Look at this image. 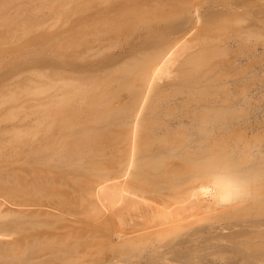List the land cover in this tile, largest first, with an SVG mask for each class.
<instances>
[{"label": "rangeland", "instance_id": "1", "mask_svg": "<svg viewBox=\"0 0 264 264\" xmlns=\"http://www.w3.org/2000/svg\"><path fill=\"white\" fill-rule=\"evenodd\" d=\"M0 1H2V3H9L8 0L7 1L0 0ZM18 1L19 0H17V3ZM21 1L24 3L20 2V4L22 3L21 5L17 3L15 4L24 7L23 11L24 9L26 10V8L28 11L26 10L27 11L26 13L24 11L25 15L23 20L18 19L19 18L18 16H14V17H17L15 19L16 21L19 20L21 22L22 20V23H25L26 21V23L22 28L24 31L21 29L22 33L19 32L20 30L19 28H21L20 26H22V24H20L19 21H17L18 25L17 23L15 25L14 24L12 25L13 23L12 22L11 25L13 27L10 24L7 25L5 24L7 23V21L8 23H10L9 20L11 18L12 21H14L13 14L14 13L17 14L16 11L12 14L14 10L10 11L11 14L9 16L11 18L8 19L9 18L8 17L7 21H5L4 18L3 21L4 22L3 25L9 27V29L8 28L3 29V27L0 28L1 40L3 39L8 40V38H12L9 37L13 35L9 33L11 31L10 27L13 30V28H15L14 26L16 25L19 28L17 29L16 26L15 29H17V31L15 29L14 30L16 32L21 33L20 38L23 37L22 36L23 34L25 36L23 37V40L22 39L20 40V38H18L20 35H18V33L15 32L16 35H18L16 36L14 33L17 39L20 40L19 42H21L20 48H22L23 43H24V48L20 49L18 47L19 46V43L17 44L18 40H16L14 36L13 38L16 41L12 39L13 40L12 42L15 41L18 48L14 49L15 44L11 43V45H13L14 48L10 45L11 48L7 47L6 49L8 51L9 48V51H11V49L13 48L14 49V50L12 49L13 52L18 49L22 50V52L15 51L18 56L21 55L20 57L24 55L22 57L23 59L22 63L20 62L15 64L14 61L16 62L21 61V58L18 60L15 59L18 58L16 57L17 56L16 54L14 55L15 58L14 56H12L7 59L8 56L14 54L15 52L12 54L8 52V54L10 55L6 57L7 61L4 59L5 54H7L5 53L6 52L5 50H4L5 53L4 57L3 58L0 57L2 58L0 63L8 67L7 68L5 66V68L8 69L7 71L5 68H3L4 66L2 65L1 69L3 70L5 69L4 70L5 72L0 69V72H4L5 74H7V76L5 74L4 75L8 79V81L6 80V82H8L7 84H5L6 82L4 81V78L0 79L1 82L3 81L5 82V83L4 82L0 83V85L2 84L3 87L4 84L6 87L4 88L5 90H3L2 87H0L1 90L3 91L0 94V105L2 104L1 106H3L5 104L4 102L9 100L10 97L12 99V102L10 103L16 102L15 101L16 98L17 100L21 99V102L18 101L17 105L15 103H14L15 105H11L10 103H7L8 105L10 104L11 106L9 105L10 107H8L7 105V107H3V108L0 106V109L1 108L3 109V111L0 110V118H1L0 122H2V124H0L1 125L0 127L3 128V131H1L2 129H0V132L5 133L7 127L8 126L10 127V129L8 127L9 130H7L8 132H6V135L3 133H2L3 135L1 134L0 139L3 138V136L4 138L2 139V141L5 140V137L6 140L7 138H10L8 139V141L5 140L4 142L8 143L9 141H11L12 143H14L16 141L15 143H17V145L19 146V147L17 146L19 148L18 149L19 151L16 150V152L19 153L15 154L8 152L5 157L0 159V170H2L3 173H14L15 175H19V177L20 175L23 176L24 174H26V176L30 177L32 180H36V181L39 180L40 184L43 179H45V181L48 179L46 184L50 182V184H48L50 186L47 187L44 185V187L47 189L49 187H50L49 189L53 187L52 189L58 190L59 185H61L60 182L62 183V180L64 181V177L61 174L63 175L66 174V177L71 178V175L73 173L77 175L82 173L81 176L84 177L85 175L86 177L88 174L83 175V173L87 172L89 173V175H91L90 174L92 172L91 170L94 171L96 169L98 171L99 169L97 168H100V170L105 168L107 165L106 163L109 162L110 160L111 161L114 160L113 162H115L116 160L113 158L110 159L109 158L110 156L104 157L106 156V154L103 151L105 150V147L108 145L111 144L113 145L117 141H119L118 143H120V140L124 136V131H125L124 122L128 114V112L125 109L124 110L127 113L124 112L123 109H122L123 111L119 110L121 112L120 113L118 109H116L115 111V108H112L115 98L119 97L121 92H124L125 89L129 88L128 90H130V86L132 84H133L132 89L134 90L135 80L133 81V76L135 75H133L134 74L133 70H135V66L137 67L139 64L140 67L141 65L143 66V64L141 63L142 61L145 64V59L147 57H145L146 54H144V51L150 49L151 47L152 49L146 51L145 53H148L150 51V53L152 54L154 51H157V48L158 49L164 48V45L166 46V44H169V41H171L175 37L180 35H187L192 37H200L204 39V45H202L203 47L200 48L201 50L199 52L197 51L198 52L197 57L195 59L191 58L192 59V61H190L191 63L189 64L187 63L188 65L185 63L184 65H187L186 67L182 65L184 67L183 69H185L182 79L180 78L175 82L160 86L159 87L160 89H158V91H156V93L152 97V100L148 106V109L143 119V130L141 133V140H140L141 154L143 158L141 157L142 165L138 171L139 173L141 172L140 173L141 176L139 177L142 178H140V180L143 179L146 182V185L148 186H146L144 184L145 182L142 180L140 181V183L144 190H145V186L148 187L150 191L153 190L156 186L155 190L163 191L164 189L161 190L162 188V186L160 185L161 183L163 186H165L167 183L173 184V182L171 183L169 182L171 178H173L171 179L172 181L174 180V178L175 181L178 178L180 180L185 181L189 178V177L186 178L187 176L194 174L192 171L196 172L198 169H200V167H202L201 165L203 162L207 163L206 159L209 155L211 154L213 155V153L219 155L220 152L219 151L217 152L216 150L219 149L221 152L224 153L228 152L229 150L228 154H230V149L231 150L233 149L232 151L234 152L233 153L231 152L232 155L229 156L227 154L229 156L228 157L225 156V154L223 156L220 154V159L225 158L226 160L227 158L228 159L230 158V160L234 161V164H236V162L237 163L243 162L244 166L245 164L251 162L255 158L257 164H260L263 161L262 163L263 167L261 166L262 168L261 167L259 168L261 169V172L263 169L262 172L263 175L260 172V170L257 168L256 163L254 164L256 165L257 168V169L255 168L256 169L255 171L259 170V172L261 173V177L263 176L261 178V180L263 179V181H260L262 182L263 185H261L260 183V187L263 186L261 190L264 191V0H201V2L199 0L198 6H200V9L199 7L198 9L199 12H201V14L199 13V16L201 15L200 18L201 21L198 25H193L188 20L190 15L187 16V14H189L188 12L191 11L190 9H192L191 6L193 0H42V1L40 0L41 3H43V1L44 3L41 5L40 2L38 1V6H35L36 3L34 2H36L37 0L36 1L34 0V2H32L34 7L30 1H29L30 3L29 2L25 3L28 0L25 1L21 0ZM10 2L12 1L10 0ZM14 2L15 1L13 0V3ZM9 4L10 6L12 5L11 3ZM23 4H31L32 7L28 5L29 8L28 6L25 8L26 5ZM4 5L5 4H2L1 6L0 4L2 8ZM7 5L8 4H6V6ZM6 6H4V8L7 10V7L9 6L7 7ZM13 6L14 4L12 5V7ZM35 7L37 8V10L34 9ZM11 9L9 8V10ZM18 9L22 11L21 7H19ZM33 9L36 11V12L34 11L35 13L32 12ZM19 10L17 11L18 13ZM6 12L7 11L5 12L2 11L1 16L3 15L5 16ZM10 12L8 11V13ZM21 13H19L21 14L20 18H23L22 16L23 12ZM6 29H8L7 31L9 32L5 31ZM1 31L4 32L2 33ZM7 33H9L8 34L9 36H7ZM4 35L6 36L5 38ZM5 40H3V43L6 44L7 40L6 41ZM3 45L4 44H2V46ZM159 46L161 48H159ZM3 47L6 48V46ZM2 52L3 50L0 51V53ZM141 55L144 56L142 57ZM0 56H3V53ZM12 58H14L15 60L14 59L12 60ZM3 59L5 61H3ZM10 61H13V63L11 62L12 66L10 64ZM15 67L19 68L17 69L16 73L13 71L14 69H16ZM18 70H23V72L22 71L18 72ZM6 71L8 73H6ZM24 71L28 73L25 74ZM21 72L25 74V75L23 74V77L22 76L19 77L21 75ZM1 74L0 77L2 76ZM4 75L3 77H5ZM15 76H17L18 78ZM136 77L134 79H136ZM14 78L18 81H16ZM19 82L21 83V85H23L22 82L29 83L28 84L29 87H25L26 85L23 86L27 88L26 90L20 85L26 93L22 89L20 91V88L17 89L19 92H21V94L18 92L20 94L19 95L20 97L22 96V94L24 95L23 98H19V96H17V93L15 92L16 90L15 88L18 86V84L16 83ZM66 83H69L70 85ZM14 84H16V87L13 86ZM66 85H68V88ZM136 85L137 84H135V86ZM65 86L67 90L65 89ZM60 87L61 88L64 87L63 90ZM7 88L8 90H12L13 88L15 90L13 89L14 92L12 93H10L11 91L9 92L7 90L9 95L8 94L2 95V93L7 92L6 91ZM54 88L56 89L54 90ZM68 90H70L71 92ZM133 90H131V92ZM56 91L57 93L58 91L61 93L57 94ZM127 91H125L124 93H127ZM22 92H24L25 94ZM62 92H64L66 96L64 93H63L64 95H61ZM131 92L129 91L128 93ZM51 93L53 96L51 95ZM73 93L76 95H74ZM11 94L13 95L14 98L15 96H17L14 101ZM54 94L58 95V97L61 98H58ZM4 95H8L7 96L8 99H6ZM47 96L49 98L52 96L53 98L51 97L50 100L49 98H47ZM54 96L56 98H54ZM63 96L64 97L68 96V97L65 99L63 98ZM4 98L6 99L5 101ZM59 99L60 101H63L62 108H60L61 104L58 105ZM2 101L4 104L2 103ZM25 101L28 102L25 103ZM69 102H71V104H69ZM56 103L58 106L56 105ZM66 105H71V106L69 107ZM22 106H24V109L20 110ZM64 106L67 107L66 110L64 109L66 108ZM59 109L61 111L63 109L62 114ZM64 110L66 112L69 110V113L66 114ZM5 111L8 113V115L10 114H11L10 116L13 115L12 117L14 118L9 119V116L8 115L6 116V114L3 113ZM19 112L21 113L23 112V113L21 114ZM18 115H20L19 118ZM4 116H6V118H4ZM20 118L24 119V120L22 119L21 123H19ZM12 119L16 121H12ZM192 119H194L193 120L194 123L192 122ZM7 122H11V123L7 124ZM179 124L183 129L186 127L187 128V129L185 128L186 131L185 129L182 130ZM177 125H179L178 127H180L181 131L179 130V128L178 129L176 128ZM259 125L262 128V130H260L261 128L259 127ZM11 126H13L14 129L13 127L11 128ZM16 126L19 128L21 126V129L22 128L23 129L22 130L20 129L19 131L16 129ZM170 127L171 128L174 127L175 130L174 129L170 130L171 129ZM194 128L196 130H198L199 128L202 129H199L200 131L197 133V131ZM232 128L235 130H233ZM243 128L244 129L246 128L247 130L251 129L250 131H252V133L248 132L249 130L247 131L245 129L248 133L244 131L246 134L244 135L245 136L244 137L240 133L243 132L242 131ZM166 131H168L169 133L171 131V133L168 134V132ZM174 131H177L174 133L177 135L173 134ZM188 131L190 132L188 133ZM257 131L259 134H254ZM179 132L181 135L179 134ZM218 132H224V136L226 138L223 135H221V133L219 134ZM225 132L226 133L228 132L229 135L226 134ZM166 133L168 135H166ZM202 133H204V136H202ZM230 133L234 135L233 136L231 134L233 138L231 137ZM161 134L164 136H161ZM207 134L210 136L206 137ZM217 134L218 136L221 135L222 137L217 138L218 137ZM235 134L237 135V138ZM212 137L215 138L211 139ZM228 138L232 140L230 141ZM163 139L168 141H170L171 139V141L169 142V144L163 143L160 141ZM179 139L181 140L179 141ZM186 139L189 140L186 141ZM209 139H211L212 141ZM200 140H202L203 143L206 144L203 145ZM227 140L229 141V143L226 142ZM19 141L22 142L21 148L19 145L20 143H18ZM213 141H218L219 143L217 142L213 143ZM37 142H39V145ZM178 142L179 144H177ZM187 142L189 143L193 142V144L191 143L189 144ZM222 142L226 143V144L224 143L226 147L223 146ZM233 142L234 143L236 142L235 143L236 145L238 144V146L235 147L238 150V152L239 149L241 150L243 148L240 145L246 146L247 148H248L247 146L248 144H250L249 147L251 148H253V146L256 145L257 147L263 145V148L261 147L259 151L257 150L260 153L263 152L260 158L262 159V161L261 162L258 161L259 163L257 162V160L260 157L258 153L250 154L252 152H257L255 150L258 149L259 147L254 150L252 149V152L250 153H248L250 148L248 149V151L245 148L247 152L244 151L243 148L242 153L240 152L239 155L237 153V150L234 148L235 144ZM171 143L174 144L171 145ZM185 143H187V145L188 144L192 145L191 147L192 149L188 148L187 145H185ZM200 143L202 144L201 148H200L201 145ZM207 143H210L211 145L208 144V146H206ZM184 145L186 146L187 151L185 150ZM115 146L113 145V147ZM183 147L185 151L182 150ZM212 147H214V149ZM224 147L228 149L223 150L222 148ZM237 147L240 148L238 149ZM45 148L49 150H46L45 152ZM172 148L175 151L179 148L176 151L178 153H176ZM196 148L198 149L197 150L198 152L196 153L199 152L203 153L204 149L207 150L204 151L203 154L201 153L196 154L195 152H193L194 149L196 150ZM210 148H212V150L215 151L211 152ZM190 149L192 150V154L194 153V155L195 154L197 155V158L195 157L196 155L195 156L192 155L194 158L190 156L191 154ZM13 150L15 152L14 148ZM172 150L174 151V153L171 152ZM208 150L210 151L211 154L208 153ZM48 151L49 153H47ZM205 152L207 155L205 154ZM101 153L104 154L103 157L105 160L107 158H109L110 160L108 159V161L107 160L103 161L104 159H102L103 157ZM179 153L181 154V156L178 155ZM185 154L189 156L185 157L184 156ZM48 155L53 157V159L50 157H49L50 159L47 158ZM254 155H256V157ZM257 155H259V157H257ZM67 156L69 158L65 159ZM199 156H201L202 158L206 156V159H204L203 161L201 157L198 158ZM211 157L216 158L214 156ZM41 158L42 159L44 158V160H42ZM194 159L196 161L199 160L200 161L196 162ZM201 160L203 162H201ZM244 160L249 162L246 163V161ZM232 161L230 163H232ZM104 162L105 165H103ZM92 163L94 165H92ZM116 163L117 162H115L113 166H115ZM239 163L237 164V166H239ZM242 164L240 166H242ZM250 164H252V162ZM81 166H84L85 170ZM107 166L111 168L112 164H108ZM80 167L83 170L79 169ZM32 173L34 174L33 175L34 177L40 174L41 177L39 175L38 177L43 179H40L38 177L37 178L35 177L33 179L31 176ZM41 173L43 175L45 174L47 176V179L45 178L46 176L45 175L43 176ZM142 173L149 175V177L152 179V183H151V179L148 176L144 178L145 175H143ZM257 173H255L256 176L257 175L259 176V174ZM50 174L51 176L53 174H56L57 178L55 177V175H53L54 178L52 177L53 180L55 179L53 181L54 183H51L52 181H49V179H52L50 178ZM57 174L61 175L63 178L61 176L58 177ZM67 174H69L70 176ZM75 174H73V176ZM92 174L95 173L92 172ZM81 176L79 175L77 178L79 177L81 178ZM74 177H72L74 181H72L73 179H71L70 181L74 182V184L78 183V185L75 184L73 187L72 182H70L69 186H72L75 189L77 186H79V184L82 185L86 184L87 186L89 184L88 187H90L91 181L88 179L91 178L86 179L88 176L83 179L80 178L77 179L76 177L75 178ZM59 178L61 180H58ZM147 178L149 179V181ZM259 179L260 178L258 177V180ZM80 180L81 181L83 180L85 184L83 182H79ZM164 180L165 181L167 180L166 181L167 183H165ZM256 180L255 182H257ZM178 181L176 182L178 183ZM163 182L165 184H163ZM179 182L181 183V181ZM55 183L58 184L57 188H54L55 187L54 185H56ZM153 183L155 184L154 186L149 185ZM82 185L79 187L82 189L83 188L86 189L87 186L85 185L82 187ZM256 185L257 184L255 183L252 186L255 190H259L256 189ZM10 186L11 184L9 182V175L1 177L0 190L4 188H8ZM39 186L41 187V185ZM167 186L169 185L167 184ZM257 186H259V183ZM25 187L23 188V184H22V186L18 188L19 190L16 191L17 193H19V195L16 192L15 194H17V196H20V198H23L21 196L23 192L25 198H23L22 200H28V199L31 200L30 198H33L32 200L38 201L40 197H36V199H34L35 196L32 197V193H30L31 195L29 194L28 191L29 188L26 187L27 189H25ZM44 187L40 189L45 190ZM61 187L62 189H64V193H65V189L67 191V189L70 188V187L63 188L65 187L64 184ZM61 187L59 188V190H61ZM226 187L227 189L230 190H234V188L236 190L235 186H226ZM73 188L70 189H72L73 192L77 193L78 187L75 190ZM23 189L26 192L23 191ZM207 189H213V188L209 187ZM215 189L219 190L220 188L217 186L215 187ZM44 190L43 192L46 191ZM57 190H52V191L48 190L49 192L46 191L45 193L42 194V196L47 199L48 196L55 197V195H58V193L59 195L60 194L62 195V191L58 192ZM78 190L81 191V189ZM55 191H57V193ZM72 191L70 190L69 194L72 195L73 193ZM146 191H148V189ZM263 191H261V193L258 191V193L260 194L263 193L262 196L264 197ZM79 193L75 194L76 197L72 195L74 196L73 198L78 199L77 195H79ZM69 194H68V198H70ZM59 195H58L59 199L60 197L64 198V194L62 196L60 195V197ZM42 198H40L41 201H44ZM46 199L45 201H47ZM62 199H60L59 201H61ZM74 199L72 198L69 199L71 200L69 202L70 205L73 204V202H76ZM262 199L263 200L258 201V204H260L261 203L260 201H262L263 203V204L261 203L263 205L262 207L261 205L260 207L256 206L255 204H253L256 201H252L253 203H248L249 205L247 204L245 206L246 212L244 209L243 211L242 209H240V211H235L234 213H230L228 216L225 215L226 218L223 216L225 219L222 217L223 219L219 220V221L223 220L222 222L219 221H218L219 223L216 222L217 224L220 225L217 226L216 224L215 230H211V232L207 230L208 232H206L204 231L205 230L204 229L202 234H201L202 231L201 232L199 231L198 233H196V235H194L197 238H195L194 236L193 237L199 240L200 243L199 241L194 240L192 241L191 244L192 247H189L191 245H188V247L192 250V248L194 247L196 248V246L199 244L196 250L198 251V249L200 248L199 250L201 251V249L204 250L208 246V243H206L204 239L208 238L207 242H209V240L213 238L215 239L214 244L216 245L220 241V238H222L221 242L218 243L219 245L217 244L216 246H213L214 244L211 243L212 245L209 246L211 248L213 246L214 248L211 249L208 246L209 250L207 252H212L213 250V253L214 252H217V254L227 253L228 255L227 254L225 255L230 256V254L233 255L232 253L238 252L242 248L240 247L241 246L240 242L241 243L244 242L245 237L246 240L248 239L250 240L251 238L255 239L258 236V234L262 236L263 233L262 236L263 242L260 240L261 244L263 243V246L259 248L260 250L262 249L263 251V264H264V198ZM252 204L254 205V207H252L253 206ZM74 205H76V203L73 204V206ZM247 206H250V208ZM258 208L259 210L261 209L262 211L260 210L261 212L260 211L256 212ZM74 209L75 206L73 210ZM252 209L253 210L255 209L254 212ZM253 213L255 214L253 215ZM257 214L259 217L257 216ZM252 215L254 217H252ZM246 217L247 218L249 217L248 221ZM253 219L255 220L252 221ZM259 219L260 220L262 219L263 221L262 220L260 221ZM240 221L242 223H240ZM258 221L263 226L259 225L260 223ZM224 223L225 226L227 225L226 226L227 228L223 226ZM252 224L254 225V227H256V229L259 226H262L263 230H261L262 227L258 229L261 230V232L262 231L263 232L261 233L259 230H257L260 232L258 233L256 229L253 228ZM38 226H40L39 229L37 228V226H35V228L37 229L34 228L32 229L28 226L26 229L28 230L30 228L32 230L29 229L27 233L30 234L31 231L32 234H34L35 232L36 233L39 232V234L37 235L41 236V235H45V233H47L46 231L49 230L48 233H50L53 230V229L51 230L52 228L51 224L48 225V223H46L45 226L43 225V227L45 228L43 227L41 228V225ZM56 226L58 227V225ZM218 227H220L219 231L216 232V229H218ZM221 227L225 229L221 230ZM245 227L246 228L251 227V231L254 230L256 231V233L255 232L253 233L252 231L253 233L252 234L249 229L248 232L250 231L249 232L250 235L248 237L247 235L248 232L246 231L247 229H245ZM97 228L100 229L101 231V228L99 227ZM241 228L243 229V231ZM89 229L94 230L95 228H88L87 231ZM78 231L79 230L77 229L75 233ZM214 231L215 233L211 234ZM92 232L90 230L89 233L92 234ZM85 233H84L86 237L85 243L87 241L89 242L86 243L87 245L85 244L83 246H86L87 248H90L89 246H94V244L97 243L96 242L97 240L94 241V239L92 238L96 239L97 237L98 239V237L101 234V232L96 230L94 234H92V237L90 238L91 234L88 235L89 234L88 232ZM96 233L99 234L96 236L95 235ZM242 233L243 234L246 233V234L242 236ZM22 234L24 236L26 235V233L24 232ZM22 234H20V236ZM29 234H27V236ZM212 235L214 237H212ZM81 236L84 235L81 234L80 237ZM235 236L236 239H233L235 238ZM240 236H242L244 240ZM261 236L260 237L258 236V238H256L258 239L256 240L258 244H260L259 239L260 238L262 239ZM216 237L219 238V240L216 239ZM8 238L9 236L7 230L5 228L2 229L0 234L1 247L6 246ZM76 238L79 241V238L78 237ZM223 238L225 239L223 240ZM227 238L232 239L229 241V245L233 244V247L231 246L232 248L229 246L227 247L228 244V243L226 244ZM237 238L239 240L241 238L242 241L241 240L239 241ZM213 239L211 241H213ZM234 240L239 241V242L237 241L238 243L237 242L236 243L237 245L239 244L237 248L240 249L234 247V245L236 244ZM249 240L245 241L243 244L245 245L247 243L246 246L250 245L248 247L249 250H251V248H253L252 250H255L256 247L254 246H256V243L254 242V240H250V241ZM78 241L76 240L77 244H79V242L81 243V245L84 243L81 242L82 240H80L79 242ZM201 241L205 242L207 246H204L205 243H202ZM224 241L226 246L221 245L224 244ZM194 242H197L198 244L194 246L193 244ZM258 244L257 246H260ZM244 245L242 249H244L245 247ZM76 246L78 247V245ZM225 248L228 249L225 250ZM229 248H231L232 250ZM246 248L247 247H245V249ZM94 250H95L94 247H91L90 253L93 251V253L91 254H94L95 252ZM87 252L89 251L87 250ZM71 253H73V251ZM75 253L76 251H74L73 253L74 256ZM92 257H94V255H92Z\"/></svg>", "mask_w": 264, "mask_h": 264}, {"label": "bare ground", "instance_id": "2", "mask_svg": "<svg viewBox=\"0 0 264 264\" xmlns=\"http://www.w3.org/2000/svg\"><path fill=\"white\" fill-rule=\"evenodd\" d=\"M5 1H7V0H5ZM8 1L12 5L14 4V6L12 7V5L10 6L9 3H2V1H0L1 6H2V4H5L4 6H6V4H8L7 6H9V7L6 6L7 10L4 8V6H3V8L0 6V9L2 8L1 10L3 12L7 11L6 12L7 14L5 13V16L4 15L1 16L2 11L0 10V19L3 17L1 19V22H0L2 24V26L0 24V28L3 27V29H5V28L9 29V27H6L3 25L4 24L3 21H4V18H5V21H7L8 19L11 18L9 16L11 14L10 11L14 10L12 12V14L16 11V13L18 15L14 13L15 15L13 14V17L18 16L19 17L18 19L23 20L25 13L28 11L26 7L28 5H30V7H32V5H33L32 2H34V0L33 1L28 0L25 3H28L30 1L32 5L31 4H23V5H26L25 8L27 10L26 11L24 9V11H25V13H24V11H23L24 7L20 6L24 2H22L21 0H19L18 3H17V0H14L15 1L14 3H13V0H11L12 2H10V0H8ZM23 1H25V0H23ZM38 1L40 2L41 5L44 3V1H43V3H41L42 0L41 1L37 0L36 2H34V3H36L35 6H38ZM20 2H22V3L20 4ZM198 2H199V0H193L192 6H191L192 9H190L191 11L188 12L189 14H187V16L190 15L189 16L190 19L188 18V20L193 25H198L201 21V19H200L201 15L199 16V13L201 14V12H199L200 6H198ZM200 2H201V0H200ZM15 3L20 4V5L18 6ZM15 5H16V8H15ZM17 6H18V8L21 7L22 11L19 10L17 8ZM33 7H34V5H33ZM198 7H199V9H198ZM9 8L10 9L13 8V9L9 10ZM28 8H29V6H28ZM34 9L37 10L36 7ZM34 9L32 12L35 11ZM18 10H19V13L23 12V15H22L23 18H20V15L22 13L19 14L17 12ZM8 11L10 13H8ZM37 12H39V11H37ZM29 14H32V13H29ZM16 18L17 17H14V19H13L14 21H12V18H11L9 20L10 23H8V21H7V23H5V24L11 25V23L13 22L12 25L13 24L15 25L16 23L18 25L17 21H19V20L16 21L15 20ZM22 20H21V22L19 21V23L22 24V26L19 25L21 28H19L16 25L17 29L19 28L20 29L19 32H21V33H22L21 29L23 28L24 24L26 23V21H25V23H22ZM10 25H8V26H10ZM16 26H14V27L16 28ZM15 28H13V30H12V28L10 27V29L13 33L11 31L10 32L7 31L8 29L5 30V31L11 33V35L13 34L12 36H9L8 35L9 33H7V36L12 37V38H8V40L6 39L10 44L5 39H3V40L6 41V44L3 43V40H1V38H0V48H1L0 51L3 50V52H2L3 56H0V57L3 58L4 54L7 53V54H5V57H4L5 60H6V57L8 55H10V54H8V52L11 54L14 53L15 51L22 52V50H19V49L15 50L13 52L14 49L21 47V44H20L21 42H19V41L21 39L23 40V37H25L23 34L22 35L23 37L20 38L21 33L16 32L17 29H15ZM1 32L3 33L4 31H1ZM15 32L18 33V35H20L18 37V38H20V40L17 39L16 36H18V35H16ZM14 33L16 36L14 35ZM5 37L6 36L4 35V38ZM13 37L16 40H18V42H17V44L19 43L18 47L15 43L16 40ZM12 39L15 41L12 42L13 41ZM7 43H8V46H7ZM11 43L15 44V48L13 47V45H11ZM2 44H4L3 46H6V48L3 47ZM10 45L14 48V49L12 48L13 50L11 49V51H9V48H11ZM202 45H204V39H202L200 37L180 35V36L175 37L171 41H169V44H166V46L164 45V48H162V49L157 48V51H154L152 54L150 53V51L148 53H145L146 51L152 49L151 47H150V49L144 51V54H146L145 57H147L145 59V64L140 59L142 61L141 63L143 64V66L141 65V67H140L139 66L140 64L139 65L137 64L140 68L138 66H137L138 68L135 66V70H133L134 71L133 75H135V76H133V81L135 80L134 81V87H135L134 90L132 89V85H133L132 84L130 86V90H128L129 89L128 88V89L124 90V92L128 90L127 93L121 92L119 97L115 98V101L113 100L114 101L113 107L111 105L112 108H115V111H116V109H118V111L119 110L123 111L125 109L128 112V114L126 116V120L124 122V130H125L124 136L121 139L122 141L120 140L121 144L118 143L119 141H117L115 143L113 142L114 143L113 145L114 146L116 145L115 147H113V145L110 143L111 145H108L105 147L106 151L103 149L104 150L103 152L106 154V156H104V157L110 156L109 158L115 159L116 160L115 162H117V163L115 166H113L115 163V162H113L114 160L111 161L109 158H107L106 160L108 161V159H109L110 160L109 162H112V163L107 162L106 164L107 165L112 164L113 167L111 166V168H109L110 165H109V167L106 165V167L103 166L105 168H103L101 170H100V168H97V169H99L98 171L95 169L97 172L95 170L94 171L91 170L92 172L95 173V174H92V172H91L90 173L91 175H89V173H87V172L83 173V175L88 174L87 175L88 177L86 176L87 178L85 177V175H84V177L81 176L82 173L78 174V175L73 173V174H75L74 175L75 177H76V175H77V177L80 175L81 176V178L79 177L80 179L91 178V179H88L91 181L90 187H88L89 184L87 183L88 184V186H87L83 180L79 181V182H83L87 187H86V189L83 188L84 189L83 190L82 188L79 187L82 184H79V186H77V187H78V189H81V191L78 190L77 187L75 188L78 191L77 193L80 192L79 195H77L78 199L73 198L75 196V194H77V193L73 192L72 189H70V188H73L75 184L78 185V183L74 184V182H72V181H74V179L72 178V177H74L73 174L71 175V178L66 177V174H64V175L61 174L64 177V181L62 180V183L60 182L61 185H59V188L63 184L65 186L63 188L70 187L67 189V191L65 189V193H64V189H62V187H61V190H59V188H58V190L52 189L53 187L51 189H49L50 187L48 189L45 188L44 185L47 187L50 186V185H48V184H50V182L46 184L48 179H47V176L45 174H44L46 176L45 178L47 179L46 181H45V179L40 178L41 177L40 174L36 173L40 176V177H38V175H37V176H35L36 178L38 177L40 179H43L41 181V184H40L38 179H37L38 181L32 180L30 177L26 176V174H24L25 176L20 175V177H19V175H15L14 173H3L2 170H0V179L3 176L9 175V182L11 184L10 187L0 190V234H1V230L5 228L7 230L8 236H9V238L7 239L6 246L1 247V245H0V264H263V251H262V249L260 250L261 246H263V243L261 244V241L263 242V237H262L263 231L261 232V230H263V227H262L263 225L259 221H258L260 223L259 225H262V226H259L258 228L262 227L261 230H259L258 228L256 229V227H254L256 222L254 223V225L252 224L253 228H255L256 231L259 230L262 233V236H261L258 234L260 232L257 231L258 236L262 237V239L261 238L259 239V241L261 240L260 244H258L256 242V240H258V239H256V238H258V236L257 237L255 236L256 237L255 239L254 238L250 239V240H254V242L256 243V246H254V247H256L255 250H252L253 248H251V250H249L248 247L250 245L246 246L247 243L245 245L243 244L245 241L249 240V239L246 240V237H245L244 242H242V243L240 242V244H241L240 247L243 248V245H244L247 248L246 249H245V247H244V249L237 248L239 246V244L237 245V243L240 240L242 241V239L240 238V240H239L238 239L239 237H238L237 238L239 240V241L237 240L238 242L234 240L235 243L237 242L235 244L237 246L234 245V247H236L237 249H240V250L238 252L232 253L233 255L230 254V256H227L228 255L227 253H223V254H220V253L217 254V252L213 253V250H212V252H207L209 250V247L215 243L214 242L215 239H213V238H211L209 240V242H207L208 238L204 239L205 242L208 243V246L210 245L209 247L207 246V244L205 242L201 241L202 243H205L204 246H207V248L204 249L205 251L203 249H201V251H202L201 252L199 250L200 248L198 249V251L196 250V248H198L197 246L199 245L197 242L193 243L194 246L198 244L196 246V248L194 246H193L194 248H192V250L189 248V247H192V245H191L192 241H194V240L199 241V240L195 239V238H197L196 236H194V235H196V233H198L199 231L200 232L202 231L201 232V234H202L204 229H205L204 231H206V232H208L207 230H209V232H211V230H215V228H216L215 226L217 224L216 222L223 219L224 217L226 218V216H228L230 213H234L235 211H240V209H242V211L244 209L246 212L245 206L248 203H253L252 201L257 202V203L256 202L253 203L256 206H259V207H260V205H261V207L263 206L262 201H260L262 204L260 202H259L260 204H258V201L263 200L262 198H264L262 196L263 193L260 194L261 191H263V190H261L263 188V186L260 187V183H261V185H263L262 182H260V181H263V179L261 180V178L263 177V176L261 177V173L263 172V169H262V172H261V169H259L263 163L262 159H260L262 156L261 154L263 152H261V153L258 152L259 149H261V147L263 148L262 144H261L262 146H260V147L258 146L259 148L257 147V145L253 146V148L249 147L250 144L247 145L248 148L246 146L240 145L244 148V151H246V150L248 151V149L250 148L248 153L252 152V149L254 150V149L258 148L255 150V151L258 150L257 152H252L250 154H253V153L257 154L258 153L260 155V157H259V155H257V157H259L260 160L258 159L257 162L262 161L260 163L261 165L256 163V158L251 161L252 164H250L251 162L246 161L247 159L244 160V161H246V163L249 162V163L245 164V166H244L243 162H242L243 164L241 162L240 163L238 162L239 166H237V164H238L237 162H236V164H234V161L230 160V158L228 159L227 157H226L227 158L226 160H225V158L220 159V154L222 156L224 154H225V156L232 155L231 152L233 153L234 151H232L233 149L231 150L230 147H229L230 154H228L229 150H228V152L225 151L226 153H224L218 149L216 151L220 152L219 155L215 154V153H213V155H212L210 153V151L208 150V153L211 154V155H209L210 157L211 156L216 157L217 155L218 156L216 158H213V157L210 158L208 156L207 159H206V156L203 158L201 156H199L198 158L201 157L203 159V161H204V159H206L207 163H205L201 160V162H203L201 165L202 167H200V169H198L196 171L197 173L192 171L194 174L191 173L193 175L187 176L186 178H188V177L189 178L187 180H185L186 182L184 180H180L178 178V179H176V181H178V180L181 181V183L178 181V183H179L178 184L175 181V178L173 181L171 180L173 178H171L170 181H169V179H168V181L170 183L173 182V184L172 183L169 184L166 182L167 180L166 181L164 180V182L167 183L169 186H167V184L165 186H163L161 183L160 184L162 186L161 190H163V189L164 190L163 191H157V190H155V188H156V186H155V188L153 190H151L152 192L149 190L148 187H146L148 185H146V182L143 179H141V180L145 182L144 183L146 185L145 190L143 189V187L140 183V181H141L140 178H142V177H139V176H141L140 175L141 172L140 173L138 172L139 168L142 165V163H141L142 162V159H141L142 154H141L140 140H141V133L143 130V119H144V116H145L146 111L148 109V106L152 100V97L154 96L156 91H158V89H160L159 88L160 86H163L164 84L165 85L170 84L172 82L179 80L180 78L182 79L184 72H185L184 71L185 69H183L184 67L182 65H184L185 63L186 64L191 63L190 62V61H192L191 58L195 59L197 57V53L201 50L200 48L203 47ZM7 47H9L8 51L6 50ZM2 48H5V49H2ZM22 48H24V43H23ZM22 48H20V49H22ZM159 48H161V47L159 46ZM155 49H156V47H155ZM4 50L6 51L5 53H4ZM2 53H0V55H2ZM15 54H16V52L14 54L8 56L7 59L9 57L14 56ZM20 56L17 55L16 57H18V58H15V56H14V58L17 60L21 58V61H18V62L14 61L15 64L20 63V62L22 63V60H23L22 57L24 55L22 57H20ZM2 58H0V62H1ZM14 58H12V60ZM4 59H3V61H5ZM187 61H189V62H187ZM11 62L13 63V61H10V64H11ZM5 63H8V62H5ZM139 63H140V61H139ZM10 64H9V66H10ZM15 64H13V65H15ZM2 65L4 66L3 68H5V66H6L4 64H1L0 69H1ZM187 65H184V66L186 67ZM11 66H12V64H11ZM17 69H19V68H16L13 71L16 73ZM20 69H22V68H20ZM1 70L4 71L3 69H1ZM6 70L8 71V69H6ZM7 71H6V73H8ZM19 71L23 72V70H18V72ZM26 71H28V70H26ZM135 71H138V72H135ZM4 72H0V74L3 73V74H1L2 76L0 77V79L4 78V81L6 82V80L8 81V79L6 77L7 74H5ZM22 72H21V75L19 77H21V76L23 77L24 73H22ZM26 73H28V72H25V74ZM3 75L5 77H3ZM18 75H19V73H18ZM17 76H15V77H17ZM135 77H136V79H134ZM136 80H137V83H136ZM16 81H18V80H16ZM3 82H1V80H0V83H3ZM7 83L8 82H6L5 84H7ZM19 83H16V84H18L19 87L18 86L16 87V84L13 85L16 87L15 88L16 90L18 88H20V91H21V89L24 91L23 88L29 87L28 86L29 83H23L22 82L23 85H21V83L20 84ZM66 84H69V83H66ZM135 84H137V85L135 86ZM20 85L22 87L25 85L26 86L22 88ZM58 86H61V85H58ZM66 86L68 88V85H66ZM66 86H65V89H66ZM0 87H2V84L0 85ZM4 88H6V87L3 84L2 89L5 90ZM63 88H61V89L63 90ZM26 89L27 88H25V90ZM55 89L56 88H54V90ZM0 90H1V88H0ZM7 90H8V88L6 89V91ZM12 90H8V91L9 92L11 91L10 93H12V92H14V90L13 91ZM16 90H15V92L17 93V96H19L21 94V92H19L18 90L16 91ZM131 90H133V91L131 92ZM8 91L6 93H2V95L8 94ZM59 91H58V93L60 94L61 92H59ZM68 91H70V90H68ZM129 91L131 93H128ZM1 92H3V91L1 90L0 94H1ZM24 92H22V93H24ZM56 93H57V91H56ZM63 93L64 92H62L61 95L65 94V93L64 94ZM74 93H77V92H74ZM8 95H4L6 99H8L7 98ZM51 95H52V93H51ZM74 95H76V94H74ZM17 96H15V98ZM55 96L58 97V95H55ZM55 96H54V98H56ZM65 96H66V94H65ZM23 97H24L23 94L21 97L19 96V98H23ZM51 97L49 98L47 96V98H49L50 100H51ZM67 97L63 96V98H65V99ZM5 98H4V101L6 100ZM12 98L14 101L15 98L13 97V95H12ZM58 98H61V97H58ZM10 99H11V97L9 98V100H7L8 102L7 101L4 102L5 104L2 101V103L4 105L1 106L2 105L1 104L0 106L2 108L7 107V105H8L7 103L12 102V99H11V101H10ZM65 99H63V100H65ZM56 100H58V99H56ZM69 100H70V98H69ZM72 100H73V98H72ZM15 101L16 102H14V103L17 105L18 101L21 102V99L17 100V98H16ZM28 101H25V103ZM66 101H68V100H66ZM62 102L63 101H60V99H59L58 105L61 104V107L59 106L60 108H62ZM14 103H10V104L15 105ZM47 103H48V101H47ZM69 104H71V102H69ZM9 105H8V107L11 106V105L10 106ZM56 105H57V103H56ZM66 106L70 107L71 105H66ZM66 106H64V107H66ZM2 108L0 109L1 111H3ZM22 109H24V106H22V108L20 110H22ZM64 109L66 110L67 107ZM10 110H12V109H10ZM125 110H124V112H126ZM60 112L62 114L63 109H62V111L60 110ZM65 112H64V115H65ZM3 113L6 114V116L8 115V113L6 111ZM19 113H21V112H19ZM67 113H69V110L66 112V114ZM49 114H50V111H49ZM10 115H8L9 119L14 118V117H12L13 115L12 116H10ZM6 116H4V118H6ZM19 116L20 115H18V118H19ZM22 119L23 118H20L19 123L22 122ZM0 120H1V118H0ZM16 120H17V117H16ZM16 120L12 119V121H16ZM193 120L194 119H192V122H193ZM2 121H3V119H2ZM258 122H260V121H258ZM8 123H11V122H7V124ZM0 124H2V122H0ZM22 125H23V123H22ZM179 125H177L176 128L177 129L179 128V130H180L181 125H180V127H178ZM8 127L6 129V132H8L7 130L10 129V127H9V129H8ZM12 127L13 126H11V128ZM196 127H197V124H196ZM259 127H260V125H259ZM5 128H6V126H5ZM5 128H4V130H5ZM202 128H199V129H202ZM0 129H2L1 131H3L2 127H0ZM13 129H14V127H13ZM16 129L20 131L21 126H20V128L16 126ZM173 129L175 130L174 127L171 128L170 130H173ZM184 129L182 128V130H184ZM186 129H185V131H186ZM199 129L198 130L195 129L197 131V133L200 131ZM245 129L244 128H243V130L241 129L243 132H240L241 135H243V136L246 135L244 131H246L247 129L246 130ZM233 130H235V129H233ZM248 130H247L248 132L252 133V131H250L251 129H248ZM260 130H262V128ZM177 131H174L173 134ZM191 131H193V130H191ZM6 132L5 133L0 132V136L2 133L6 135ZM166 132H168V131H166ZM189 132L190 131H188V133ZM203 132H204V130H203ZM209 132H210V130H209ZM214 132H215V130H214ZM261 132H263V131H261ZM170 133H171V131H170ZM170 133L168 132V134H170ZM184 133H186V132H184ZM218 133L219 134L221 133V135L224 136V132H218ZM232 133H230V135ZM168 134L166 133V135H168ZM179 134H180V132H179ZM200 134H201V132H200ZM226 134H228V132ZM254 134H259V133L257 131ZM174 135H177V134H174ZM221 135L218 136V134H217V136H218L217 138L222 137ZM232 135H231V137H232ZM161 136H164V135L161 134ZM202 136H204V133H202ZM207 136H210V135L207 134L206 137ZM252 136H251V138H252ZM3 138H4V136H3ZM3 138L0 139V159L5 157L8 152L15 153V154L19 153V152H16V150L19 151L18 150L19 146L17 145V143H15L16 141L14 143H12L11 141H9L8 143L7 142L5 143L4 141L6 140V137H5V140L2 141ZM175 138H176V136H175ZM187 138H189V137H187ZM214 138L212 137L211 139H214ZM236 138H237V135H236ZM251 138H250V140H251ZM8 139H10V138H7L6 141H8ZM183 139H185V138H183ZM211 139H209V140H211ZM240 139H241V137H240ZM163 140H160V141L163 143H168V144L171 141V139H170V141L165 140V139H163ZM180 140L181 139H179V141ZM187 140H189V139H186V141ZM200 141L203 145L206 144V143H203L202 140H200ZM205 141H206V139H205ZM207 142H210V141H207ZM215 142L219 143L218 141H213V143H215ZM226 142L229 143L228 140ZM241 142H242V140H241ZM18 143H20L19 145L21 148L22 142L19 141ZM37 143L39 145V142H37ZM187 143H189V142H187ZM187 143H185V145H187ZM224 143H223V146H225ZM172 144H174V143H171V145ZM177 144H179V142ZM191 144H193V142ZM197 144H199V143H197ZM202 144L200 145V148H201ZM208 144H210V143H207L206 146H208ZM238 144L237 145L235 144L234 148L236 146H238ZM188 145H187L188 148L192 147V145H189V146ZM194 145H196V144H194ZM213 146H215V145H213ZM216 146H217V144H216ZM13 148L15 149V152H14ZM179 148H182V147H179ZM212 148L214 149V147H212ZM212 148H210L211 152L213 151ZM224 148H222V149L223 150L228 149V148H225V149ZM243 148L241 150L239 149V152L236 148L235 149L237 150V153L239 154L240 152L242 153ZM245 148H246V150H245ZM46 150H49V149L45 148V152H46ZM173 150L171 152L174 153L175 150L174 151ZM182 150L187 151L186 146H185V150H184V147ZM190 150H189V152H190ZM197 150L198 149L196 148V150L194 149L193 152L196 153V152H198ZM206 150L204 149L203 153ZM236 150H235V152H236ZM262 151H263V149H262ZM47 153H49V151ZM176 153H178V152H176ZM200 153L201 152L196 153V154H200ZM203 153H201V154H203ZM205 154H206V152H205ZM52 155H53V153H52ZM101 155L103 157L104 154L101 153ZM178 155L181 156L180 153ZM192 155H194V153L192 154V150H191L190 156L193 157ZM184 156L186 157L187 154H185ZM254 156L256 157V155H254ZM49 157L53 159V157L48 155L47 158H49ZM104 157L102 159H104ZM195 157L197 158V155ZM67 158H69V157L67 156L65 159H67ZM49 159H48V161H49ZM42 160H44V158ZM106 160L104 159L103 161H106ZM41 161H40V163H41ZM199 161H196V162H199ZM231 161H232V163H230ZM253 161H255V162H253ZM254 163H256L257 168L260 170L261 173L259 172V170H257L258 173H257V171H255L257 168H256V165ZM241 164H242V166H240ZM92 165H94V164L92 163ZM103 165H105V162ZM197 165H198V163H197ZM81 167L84 168V166H81ZM81 167L79 169H82ZM84 170H85V168H84ZM255 173L259 174V176L258 175L256 176ZM29 174H31V173H29ZM33 175L34 174L32 173L31 176L34 179L35 177ZM53 175H55V177H56V174H53ZM53 175L51 176V174H50V178H52V177L54 178ZM61 175H58V177ZM67 175H69V174H67ZM143 175H145L144 178H146V176L149 177V175H146V174H143ZM262 175H263V173H262ZM255 176H256L257 180H256ZM22 177H23V179H22ZM25 177L30 178V179H27ZM48 177H49V175H48ZM183 177H185V176H183ZM258 177L260 178L259 180H258ZM53 178L49 179V181H52L51 183H54L53 181L55 179L53 180ZM79 178H77V179H79ZM71 179H73V180L70 181ZM58 180H61V179L59 178ZM255 180L257 182L259 181L258 182L259 186H257L258 183L255 182ZM75 181H76V179H75ZM90 181H88V182H90ZM148 181H149V179H148ZM253 181H254V183H253ZM70 182H72L73 187L69 186ZM164 182H163V184H165ZM147 183H150V182H147ZM151 183H152V179H151ZM252 183L253 184L256 183L257 184L256 189H259V190H255L252 186L253 185ZM22 184H23V188L25 186L29 188V190H28L29 194L32 193V197L35 196L34 199H36V197L42 198L43 197L42 194L48 190H51V191L57 190L58 192L62 191V195L64 194V198L62 197L64 199V201L60 197L61 194L59 195V193H58V195H59L60 199H62L61 201H59L60 199L58 198V195H55V194H53V195H55V197L48 196L47 199L45 197H43L42 199L44 201H41L40 198H39L40 201L39 200L38 201L32 200L33 198H30L31 200L28 199L29 201L28 200H22L23 198H25L23 195V192L21 194V196L23 198H20V196H17V194L19 195V193L16 192L19 190L18 188L20 186H22ZM39 185H41V187ZM51 185H53V184H51ZM57 185L58 184L54 185L55 186L54 188H57L58 187ZM85 185H82V187ZM149 185L154 186L155 184L153 183V184H149ZM153 186H151V187H153ZM217 186L220 188L219 190L215 189V187H217ZM226 186H235L236 190H235V188H234V190L227 189ZM26 187H25V189H27ZM39 187L40 188L44 187L45 190L46 189L47 190L45 191L44 189H40ZM165 187H166V189H165ZM209 187L213 188V189H207ZM69 189L73 192L72 195H74V196L69 194V192H70ZM147 189H148V191H146ZM43 190L45 192H43ZM159 190H160V188H159ZM23 191H25V190L23 189ZM57 191H55V192L57 193ZM258 191L260 193H258ZM15 192L17 194H15ZM55 192H53V193H55ZM68 194H69L70 198H72L76 201V202H73V204L76 203V205H74L75 211L73 210V208H74L73 204H71V205L69 204V202L71 200H69L70 198H68ZM27 195H28V193H27ZM28 197H29V195H28ZM45 199L47 201H45ZM247 207L250 208V206H247ZM252 207H254V205ZM254 210H253V212H254ZM260 210L258 208V210H256V212L260 211ZM255 213H253V215ZM253 215H252V217H254ZM257 216H258V214H257ZM252 217H251V219H252ZM261 217H263V216H261ZM248 218H247V221H248ZM255 219H253L252 221H254ZM222 221H219V222H222ZM241 221H240V223H242ZM46 223H48V225L51 224V226H52L51 230L53 229L50 233H48L49 230L46 231L47 233H45V235L48 234V235H46V237H45V235H41V236L37 235V234H39V232L38 233L35 232L36 235L34 232H33L34 234H32V231L30 234L27 233L30 228H32V229L38 228L39 229L40 226H38V225H41V228H42L43 225L45 226ZM53 224L55 226L58 225V227L57 226L55 227ZM218 225H220V224H217V226ZM28 226L30 228L27 230L26 228ZM35 226H37V228H35ZM53 226H54V228H53ZM223 226H225V223ZM243 226H244V224H243ZM97 227L101 228V231ZM43 228H45V227H43ZM88 228H95L97 231L101 232L98 239H97V237H96V239L92 238V239H94V241L97 240L96 241L97 243L96 244L93 243L94 246H89L90 248L83 246L87 242H89V241H87L85 243V238H86L85 234H87L85 232L89 233L90 230H91V232L92 231L95 232L96 230L95 229L94 230L89 229L87 231ZM219 228L220 227H218V229H216V232L219 231ZM239 228H240V226H239ZM32 229H30V230H32ZM77 229L80 232L78 231V232H76L77 233L76 234L75 231H77ZM222 229H225V228L221 227V230ZM245 229H247L246 230L247 232L249 229L251 231V227L250 228L245 227ZM81 230L83 231V233ZM221 230H220V233H221ZM242 231H243V229H242ZM252 231H253V233L254 232L256 233V231H254V230H252ZM252 231H251V233H252ZM23 232L26 233L25 236L22 234ZM94 232H92V234H94ZM249 232L247 234L248 237L250 235ZM80 233L82 235H84V236H81L82 238L80 237V235H81ZM213 233H215V231L212 232L211 234H213ZM246 233H244V234L242 233V236H244ZM20 234H22L21 235L22 237L20 236ZM27 234H29V235L27 236ZM90 234L91 233H89L88 235H90ZM92 234L90 235V238L92 237ZM98 234L99 233H96L95 235L97 236ZM240 234H238V235H240ZM252 234H251V236H252ZM242 236H240V237H242ZM76 237H78V238L80 237L81 239L79 238V241L82 240L81 242H84V243L81 245V243L78 241V239ZM212 237H214V236L212 235ZM253 237H254V235H253ZM212 239H213V241H211ZM216 239L219 240V238H217V237H216ZM221 239L222 238H220L219 242H221ZM224 239L225 238H223V240ZM233 239H236V236ZM76 240L79 242L80 245L76 243ZM230 240H232V239L231 238L226 239V244L228 243L227 247L228 246L233 247V244L229 245ZM243 240H244V238H243ZM234 241H233V243H234ZM199 243H200V241H199ZM230 244H231V242H230ZM257 244L260 246H257ZM76 245H78V247ZM91 245H92V243H91ZM188 245H191V246L188 247ZM216 245L214 244L213 246H216ZM221 245H225V241H224V244H221ZM213 246H212V248H214ZM91 247H94V249H95L94 254H91V253H93V251L90 253ZM231 248H229V249H231ZM193 249H195V250H193ZM226 249H228V248H225V250ZM87 250L89 252H87ZM72 251H73V253H74V251H76V253H75L76 257L73 255V253H71ZM225 254H227V255H225ZM92 255H94V257H92Z\"/></svg>", "mask_w": 264, "mask_h": 264}]
</instances>
